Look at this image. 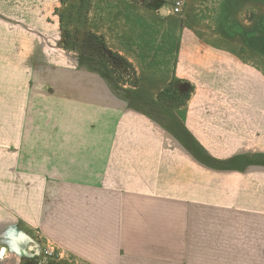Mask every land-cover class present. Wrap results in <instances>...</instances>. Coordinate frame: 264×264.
Returning a JSON list of instances; mask_svg holds the SVG:
<instances>
[{
	"label": "crops",
	"instance_id": "obj_1",
	"mask_svg": "<svg viewBox=\"0 0 264 264\" xmlns=\"http://www.w3.org/2000/svg\"><path fill=\"white\" fill-rule=\"evenodd\" d=\"M97 3L106 45L137 24ZM60 4L0 0V264H46L45 240L78 264H264V74L182 27L141 74L193 85L183 110L125 98L67 52Z\"/></svg>",
	"mask_w": 264,
	"mask_h": 264
},
{
	"label": "rangeland",
	"instance_id": "obj_2",
	"mask_svg": "<svg viewBox=\"0 0 264 264\" xmlns=\"http://www.w3.org/2000/svg\"><path fill=\"white\" fill-rule=\"evenodd\" d=\"M102 1L103 7H109L108 2L110 5H118L121 0ZM129 1L136 3L139 8L138 15L133 17L136 14L134 12L132 16L137 19V26L121 28L116 36H105L107 47L112 48L111 51L114 47L123 49V53L132 57L134 65L112 57L105 61L85 45L83 37L85 31L99 35L95 27L92 28L96 31H91L88 8L94 11L90 10L94 22L109 16L106 12L98 16V0H61L58 8L63 46L67 52L73 56L77 66L99 68L118 95L139 100L158 99L159 102L174 108L176 114L178 109L183 108L194 93L193 85L188 99H185V95L176 88L182 81L175 76L169 82L157 80L153 83L152 76L146 75L147 73L141 74L148 72V69L165 66L166 61L170 68L175 65L177 48L172 36L175 30L182 27H186L189 33L191 31L199 35L207 45L233 52L241 61L264 74V0H180L182 4L178 12H172L177 0ZM163 9H169L171 13L165 16ZM149 12L153 15L151 16ZM127 35L130 39L123 38ZM100 36L102 37L101 34ZM161 76L167 77L163 74ZM44 243L46 245L47 241ZM49 243L53 244L55 252L59 253L56 261L52 262L78 264L65 250H60L61 247L57 244ZM26 245H30V251L33 253L32 243ZM31 253V257L38 259L42 257Z\"/></svg>",
	"mask_w": 264,
	"mask_h": 264
},
{
	"label": "trees",
	"instance_id": "obj_3",
	"mask_svg": "<svg viewBox=\"0 0 264 264\" xmlns=\"http://www.w3.org/2000/svg\"><path fill=\"white\" fill-rule=\"evenodd\" d=\"M84 43L87 47H89L92 51H94L98 56H100L105 61H109L110 58H115L120 60L123 63H127V61L118 53L111 51L104 39L100 35H96L90 31H85L83 33ZM180 90L184 95L185 99H188L190 92L192 91V85L187 82L183 81L176 87ZM47 264H58L57 262H47Z\"/></svg>",
	"mask_w": 264,
	"mask_h": 264
},
{
	"label": "built area",
	"instance_id": "obj_4",
	"mask_svg": "<svg viewBox=\"0 0 264 264\" xmlns=\"http://www.w3.org/2000/svg\"><path fill=\"white\" fill-rule=\"evenodd\" d=\"M182 2L180 0H177L175 2L174 7L172 8V12H178L181 9ZM33 249V255L38 256L42 255L45 261H56L57 257L59 256V253L55 252V248L53 244L47 243L44 246H38V245H32ZM47 264V263H46Z\"/></svg>",
	"mask_w": 264,
	"mask_h": 264
},
{
	"label": "water",
	"instance_id": "obj_5",
	"mask_svg": "<svg viewBox=\"0 0 264 264\" xmlns=\"http://www.w3.org/2000/svg\"><path fill=\"white\" fill-rule=\"evenodd\" d=\"M162 11L165 13V11H166V10H165V9H163Z\"/></svg>",
	"mask_w": 264,
	"mask_h": 264
}]
</instances>
